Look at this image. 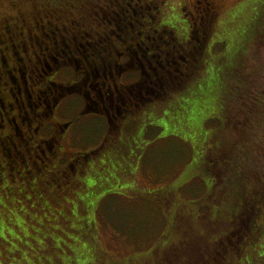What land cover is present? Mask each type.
I'll return each instance as SVG.
<instances>
[{
  "label": "rangeland",
  "instance_id": "1",
  "mask_svg": "<svg viewBox=\"0 0 264 264\" xmlns=\"http://www.w3.org/2000/svg\"><path fill=\"white\" fill-rule=\"evenodd\" d=\"M20 1L21 8L19 10L21 11L23 9L28 12L33 4L37 6L35 12L30 11L22 17L21 21L20 18H17L18 11L9 10V0H0V24L6 23L7 28H9V33L5 32L6 29L0 30V39L2 40L0 52L7 56L9 54V49L7 48L11 45V40L16 47H20V39L22 37L27 39L29 37H38L39 41L37 43L28 41L29 45L35 46V48L42 44H50L43 37V30L46 33H54L58 37L63 35L69 39L73 33L80 31L71 28L65 30L63 26L66 27V25L78 21V19L82 20V17H92L90 21L83 18L84 21L80 25V30H85V34L94 36V30H97V27L100 32V28H103L98 25L93 16L100 15V8H104L106 5L104 0H77L76 4H80V8L78 10L74 9L71 13L66 0ZM125 1L121 0V3L124 4ZM154 1L158 2V0ZM180 1L169 0L167 2L169 5L161 8L159 13L161 24L170 25L172 23L173 25H178L179 28L182 26L181 21L186 9H181ZM214 1L216 2L215 5H219V8L212 15L210 25H206V28L209 27V36H207L208 47L205 51L206 60L209 63L208 65L204 64V66L207 65V69L204 70V66H201L197 73L199 77L190 80L188 86L184 87V89L167 90L162 98L152 97L149 102L139 108H135L127 116L118 118V127L112 129L105 125V118L101 114L89 111L85 112V114L80 112L83 108L80 100L81 96L65 97L68 94L63 93L65 98L55 102L54 106H56L53 107L51 112L53 114L44 118L47 124L43 136L51 137V134L58 129L57 135L59 139L53 143L56 145L57 153L51 152L55 148H50L49 151L46 144L44 145L46 148L42 146L41 150L47 151V153L42 156H40V150L31 149L32 154H35L34 159L37 160L36 162L44 164L42 165V171L35 174V180L39 182L41 194L36 196H33L31 192H28L25 196L22 194L24 187L28 188L29 185L18 167L11 168L21 165L16 162L12 163L9 158L3 156L4 153L9 152L11 154V152L7 150L10 145L1 138L4 134L11 131L5 126L0 128V169L2 171L0 174L6 176L3 181H0V201H5L8 197H12L19 207L18 211H23L26 199H32L30 204L35 206L41 196L44 195L45 198L50 199L53 192H58L60 200L56 203L53 198V202L50 203L53 208L69 211L67 208L72 206L71 209H76L79 213H83L84 208L87 207L83 204L91 205L88 204L91 203V200L83 201V199L89 197V193L86 190L90 191L92 189L95 191L102 186L106 188L108 186L106 185L107 182L105 185L100 186L99 184L101 180L103 182L106 179L111 180L110 175L108 176L111 172V167L114 169H116V166L120 169L124 167L126 170L119 176L121 182H118L114 187L112 185L108 189L111 190L110 193L106 195V193H103L104 190L100 189V192H95L96 199L101 194L105 195V198L99 202L96 211L91 213L92 227L90 231H83L82 233V226L79 227L80 229H77L75 225L71 226L75 230L70 232L67 238L72 243L80 242L81 246L77 247L79 251L70 250V252L63 249L59 256L54 253L57 256L56 261L53 259L55 257H48L52 250L46 243H43L44 246L47 245V247L43 248L45 256L50 258V260L47 259L49 263L167 264L166 259L163 260L161 257L153 255V253L146 258V255L151 252L147 249L152 247L151 243L155 242L160 236L165 224L164 219L170 218L180 204L195 199L201 193V188L197 186L196 179H192L181 186L177 192L171 196L169 195V189L174 190L178 182L183 180L184 173L188 168L187 165L192 162L191 149L187 142V136L189 137V134H187L188 129H191V126L195 128L196 125L201 123L200 126L201 128L203 127L205 136H208V129L214 127L207 126L210 121H207L206 124H204V121L203 124L202 122L199 123L204 115L197 112V109L209 102L208 104L215 108L213 112H217L219 105L216 102L219 101L221 104L220 108L223 111L226 110L222 113L228 119L226 120L224 131L221 130L219 132L222 139V144L219 147L241 146V142L245 145L255 144L256 142L252 137L253 131L264 135L263 128L258 127V121L256 123L255 120L256 113L264 111V0ZM86 9L91 11L89 17L84 16ZM127 10L128 8L125 13ZM7 12L9 15L14 14L17 20L14 18L3 22V16L1 15H5ZM125 13L119 16L125 19ZM174 31L176 36L179 35L178 38L181 37L176 30ZM83 36L84 33L82 34ZM184 38L185 35L182 40ZM85 39L90 40V37L84 36L81 38L80 40L83 41V44L86 42L84 41ZM109 39L108 41L112 46H116L118 43L122 44L117 37H110ZM99 46L102 45L99 43ZM112 46L108 47L110 53V47ZM146 47L147 45H145L144 49ZM120 51L116 50L117 53ZM154 52L152 48H146L145 60L154 63L152 58ZM100 55L106 56L101 52ZM220 58L227 72L224 75L221 72L225 79L219 73L222 70L214 67L216 61ZM79 61L77 62L78 65L74 66V70L64 69L60 74L56 73L52 76L58 87L59 85L62 88L70 86L69 82L72 80L68 77L76 71L77 66L80 65ZM30 74L33 75L34 73L31 72ZM50 75H47V77L50 78ZM128 78L129 75L126 74L121 78V81ZM5 82L7 80L2 79L0 84V93L3 96L6 95L8 88V86H4ZM222 82L225 85V89L229 90V92L219 91ZM32 87L36 88V86ZM80 90L82 88L78 86L71 92ZM66 93L70 94V92ZM31 98L30 108L36 112L38 109L34 106L36 97L32 95ZM4 101L7 100L4 99ZM47 103L50 105L51 101L49 100ZM187 104L191 105V109H187ZM14 114H16V111ZM220 117L222 116L220 115ZM237 117L239 120L247 118V128L249 130H251L253 123H256V125L252 133L249 130L248 133L240 131L242 133L239 136H234L238 137V139L231 142L233 137L230 135L226 136V134L222 136L221 134L228 132L229 125L237 126V129H239L236 124ZM258 120L261 122V118H258ZM65 121H68V123L64 126L63 123ZM36 125L37 122H33L29 130L33 132V128ZM206 126L207 130H205ZM37 130L39 133H37L38 135L35 134V136H38L39 139H44L41 137L42 131ZM191 133L193 134V132ZM58 140L61 144L58 143ZM103 142L104 144L99 148V152L92 154L93 149L98 148ZM213 142L216 141L214 140ZM262 142L264 143V141ZM23 151L26 154V158H31L29 145L26 143L23 145ZM9 153L5 155L9 156ZM71 154L74 155L71 156ZM111 157H115L116 165L111 164ZM68 158H72L73 161H81L78 164L80 170L78 172L84 173L87 182H83V184L78 186L75 175H73L72 179L66 180L67 178L59 170V164L67 162ZM107 167H109L108 170H106ZM46 178L54 180V185L45 183ZM55 186L56 188H54ZM163 187H166V192L161 190ZM8 188H11L12 194L6 191ZM59 189L62 191L59 192ZM123 189H130L131 193H128V195L122 194L120 191ZM13 210L15 211L16 209ZM3 212L4 209L0 207V214H2V221L4 222ZM12 213L14 212L10 211V215ZM28 223L31 225V222ZM222 224H216L217 229L214 228L213 231L220 232ZM205 229L209 234L212 233L210 227L206 226ZM1 230L4 232L3 227ZM24 234H27V229L21 231L16 226L14 230L10 229L9 237L4 240L6 248L3 243L0 244V264H10L8 261L13 255L8 253L17 249L16 244H27L28 240H24L26 237ZM201 238L203 241L205 240L203 236ZM90 246H92L93 250L85 249V247L89 248ZM72 252L76 255L74 256ZM138 253L140 254L138 255ZM92 255H94L93 259ZM42 259L40 256L28 257L27 261L32 263L40 261L41 263ZM195 264L201 263L197 261Z\"/></svg>",
  "mask_w": 264,
  "mask_h": 264
},
{
  "label": "trees",
  "instance_id": "2",
  "mask_svg": "<svg viewBox=\"0 0 264 264\" xmlns=\"http://www.w3.org/2000/svg\"><path fill=\"white\" fill-rule=\"evenodd\" d=\"M66 1L68 2L70 13L74 9L78 10V8H80V4H76L77 0ZM104 1L106 5L104 8H100V15L93 16L95 21L98 22V25L103 27L100 28L101 32L99 35V43L102 46H99L98 49L101 53L105 55L110 53L107 47L110 37H117L118 39V37L121 36L120 39L125 38L127 41L130 39L135 40L131 36L139 32L143 33L145 42L144 47L147 45L148 49L150 47L155 51L152 58L154 60L153 65L157 71L155 72L152 68L149 69V67L146 68V70H150L149 73L154 77L148 85L149 100H151L152 97L162 98L167 90L184 89V87L188 86L190 80L199 77L197 75L199 68L204 66V64L208 65L209 62L206 60L207 55L205 51L208 47L207 36H209V30H206V27H204V23L208 21L206 19L208 16H205L206 20L204 23L202 20L201 24L203 25L199 27L202 29L198 31L195 30L189 34L191 27L187 24L184 25L185 22L183 21H181L182 26L180 28L178 25L174 24V26L172 23V25L161 24L162 22L159 20L160 15H156L153 7L149 8L148 5L141 7V11H139V9L134 10L128 6L126 4L128 0H126L124 4L121 3V0ZM20 2V0H9L10 9H8L10 11H18L17 18H20L21 21L22 17L27 15L30 11L35 12L37 6L35 4L31 5V9L29 8L30 10H28V12L22 9V13V11L19 10V8H21ZM127 8L128 10L125 13ZM107 11L108 13L106 14ZM124 13L127 19L119 16L124 15ZM90 15L91 11L86 9L84 16L89 17ZM1 16H3V22L15 18L14 14L9 15L8 12ZM17 18H15V20H17ZM83 18L87 21L92 19V17H82V20L78 19V21L66 25V27L63 26L65 30L71 28L73 30H79L80 32L73 33L69 39L65 38L63 35L60 37L57 36L58 39H56V42L60 44L53 45V52L62 54L64 51L70 50V52L74 54L71 57L69 56L70 59L65 61L60 67L62 70H74V66L77 65L78 59L81 57L77 55L78 50L76 49L80 48V44L83 42L80 40L83 38L82 34L84 33V36H87L85 30H80V25L84 21ZM209 19L211 21V18ZM210 21H208V23H210ZM0 30H5L6 33H9V28H7L6 23L0 24ZM174 30H176L181 37L178 38L179 35L176 36ZM42 32L43 37L50 38L49 36L51 34L46 33L44 30ZM183 34L185 38L182 40ZM139 37L142 36L139 35ZM29 38L22 37L20 43H28ZM1 42L2 40L0 39V43ZM10 42L11 45L7 48L9 49V53H17L16 51L20 49V47H16V45L12 43V40ZM194 43L198 44L200 47L201 44H203V46L201 48L197 46L192 47ZM88 51L89 53L91 51L94 52L92 49L87 50V52ZM1 55L5 56V58ZM0 56L1 64H4L5 60L10 57V55L7 56L2 53ZM102 60L108 61L109 57ZM161 64H163L164 70H166L164 73L161 72L164 71L162 68L160 69ZM223 64L220 58L216 61L214 67H218L222 70L219 73L221 77L225 79L223 75L227 74V72ZM153 65L151 66L153 67ZM207 65L204 66V70L207 69ZM55 67H57V64L51 62L49 66H44L41 72L49 75L53 69H56ZM221 72H223V75ZM78 86L65 87L63 93L68 94L65 95V97L75 95L81 96L80 100L83 104V108L80 112L85 114V112L89 111L101 114L105 118V125L107 127L110 126V119L113 122H117V120H119L118 118L125 117L130 113L128 109L123 107H108L106 110H103L100 106L98 108L92 105L84 106L88 100L84 95L85 89L82 88V90L78 92H71ZM219 89V91L223 90L224 93L229 92V90L225 89L223 82ZM66 92H70V94ZM53 101L54 98L52 103ZM208 103L197 109V112L204 115L199 123L202 122L203 124L204 121V124H206L207 121H210L207 126L214 127L210 129H208L207 126L205 127V130L208 129V136H205L206 134L203 131V127L201 128L200 126L201 123L196 125V127L194 126L196 129L192 126L191 129H188L187 134H189V137L187 136V142L188 145H190L192 162L187 165L188 168L184 173L183 180L178 182L174 190L169 189V195L171 196L173 193L177 192L181 186L188 183V181L196 179V184L200 186L201 193L195 199L180 204L170 218L164 219L165 224L160 236L155 242L151 243L153 246L147 249L151 252L146 255V258L153 253V255L159 256L163 260L166 259L167 264H195L197 261L201 264H264V143L262 142L264 141V135L253 131L257 121V126L261 129L263 128L264 131V111L256 113V123H253L251 130L247 128V118L239 120L237 117L236 124L239 126V129H237V126L234 127L233 125H229L228 132H223V134H221L222 136L226 134V136L230 135L233 137L231 138L232 142L238 139V137L234 136H239L242 132L248 133L251 131L252 133L253 131L252 137L256 142L255 144L245 145L241 142V146L219 147L222 144L219 132L225 128L224 126L228 117L222 113L226 110L223 111L222 108H220L221 104L219 101L216 102V104L219 105L217 112H213L215 108ZM106 105L109 106L107 102ZM189 108L191 109V105L187 104V109ZM107 110H109V113L106 112ZM206 112L207 114H205ZM220 115L222 117H220ZM219 118L220 120H218ZM258 118H261V122ZM191 132H193L194 135ZM214 140L216 142H213ZM111 159V164L116 165L115 157H111ZM80 163V160L62 162L59 164V168L68 179L73 176L74 171H78V164ZM108 168L109 167H107L106 170H108ZM110 171L108 176L110 175L111 180L106 179L105 182L101 180L99 184L101 186L105 185L107 182L106 185L108 186H106V188H104V186L99 188L100 190H104L103 193H106V195L110 193L111 190L108 189L111 188L112 185L114 187L118 182H121L119 176L126 170L124 167L120 169L116 166V169L111 167ZM0 173H2L1 169ZM5 177V175L0 174V181H3ZM84 181L87 182L86 180ZM45 183L53 186L54 180L46 178ZM166 187H163L161 190L166 192ZM54 188H56V186ZM99 189L95 191L92 189H90V191L86 190V192L89 193V197L83 199V201L91 200V203H88L91 205L88 206L86 203L83 204L87 206L84 208L83 213H79L76 209H71L72 206L67 208L69 211L64 209L56 210L53 208L50 203L53 202V200L56 203L60 200L58 192H53L50 199L45 198L42 192L43 196L40 197V200L35 206L30 204L32 199H26L23 211H18L19 207L12 197H8L5 201H0V207L4 209L3 217L5 219L3 222L2 214H0V244L3 243L6 248V242L4 240L9 237L8 234L10 229L14 230L15 226L21 231L27 229V234H24L26 236L24 240H28L27 244H16L17 249L15 251L11 250L13 252L8 253L13 255L8 262L10 264H39L40 261L32 263L27 261V259L28 257L34 258L40 256L43 258V262L41 261L40 264H53V262L49 263L47 259L50 260V258L55 257L53 259L56 260V254L59 256L63 249L68 251H79L77 247L81 246L80 242H69L67 235L69 236L70 232L75 230L71 227L72 225H75L77 229L82 226V233L83 231H90L92 227L91 213L96 211L99 202L105 198V195L101 194L96 199L95 192H100ZM61 191L62 190L59 192ZM28 192H31L33 196L41 194L39 182L35 186L31 185L28 188L24 187L22 194L25 196ZM120 192L125 195L131 193L130 189H123ZM13 209L16 210L14 211ZM10 211L14 213L10 215ZM28 222H31V225H29ZM218 223L223 224L220 228V232H215L213 230L214 228L217 229L216 224ZM206 226L210 227L211 234L205 229ZM2 227L5 233L1 230ZM202 236L205 238L204 241L201 238ZM43 243H46L48 247H50V250H52L48 256L50 258L44 254L43 247H47V245L44 246ZM22 247L24 248L22 249ZM85 249L93 250L92 246L89 248L85 247ZM72 253L74 256L76 255L74 252ZM139 254L140 253H138V255ZM93 258L94 255H92V259ZM82 264H87V262Z\"/></svg>",
  "mask_w": 264,
  "mask_h": 264
},
{
  "label": "flooded vegetation",
  "instance_id": "3",
  "mask_svg": "<svg viewBox=\"0 0 264 264\" xmlns=\"http://www.w3.org/2000/svg\"><path fill=\"white\" fill-rule=\"evenodd\" d=\"M168 1L169 0H158V2L154 0H128L126 4L134 10L139 9V11H141V7L148 5L149 8L153 7L156 15L159 16L161 8L169 5L167 3ZM186 2L185 0L180 1L181 9H186L183 13L182 21L191 27L189 34L195 30L198 31L202 29L199 28L203 25L201 24L202 20L207 19L210 21L209 18H211L212 15L217 12V8H219V5H215L216 2L214 0H186ZM205 16H208V18L205 19ZM125 19H127V17ZM208 21L207 23H204V27H206L207 24L208 26L210 25ZM96 29L97 30H94L95 35L89 36L87 34V36L90 37V40L85 39L84 41L86 42L84 44L81 43L80 48L76 49L78 50L77 55L81 56L78 59V61L80 60V65L77 66L76 71L68 77L72 80L69 84L70 86H78L80 84L81 88L85 89L84 95L88 99V102L86 101L84 106L92 105L96 108L100 106L103 110H106L108 107H123L132 112L135 108H139L141 105L149 102L148 85L154 77L149 73L150 70H146V68L149 67V69L152 68L155 72L157 71L151 61L149 62L148 60H145V49L147 47L144 49L145 42L143 33L139 32L138 34L131 36L135 39H130L131 41H127L125 38L120 39L121 36H119L118 39L123 45L118 43L116 46H112L109 42L107 47L112 46L110 47V50L113 51L106 56H102L100 55L101 51L98 49L100 31H98V27ZM205 29L209 30V27ZM139 35L142 37H139ZM49 37L50 38L45 37V39L50 42V44H42L38 48H35V46H31L26 42H23V44L21 43L19 45L20 49L16 51L17 53L8 54L10 57L5 60L4 64H1V56L4 58L5 56H0V84L1 80L5 79L7 82H5L4 86H8L6 95L3 96L0 93V128H4L5 126L11 131L10 133L4 134L1 138L4 142L10 145L7 150L11 152V154L8 152L9 156L5 155L8 153H4L3 156L9 158L10 162H16L21 165L13 166L12 168H19L21 173L26 177V182L29 186L37 185L38 182L35 180V172L42 171V165H44L36 162L37 160L34 159L35 154H32L33 152H31V149L34 150L36 148V150H40V156H42L47 153V151L44 152L41 150L42 146L46 148L44 146L46 144L49 151L50 148H55V150L53 149L51 152L57 153L56 145L53 143L59 139L57 135L58 129L55 133L51 134V137H45L47 135L43 136L47 124L45 123L44 118L53 114L51 112L53 107L56 106H54L56 101L64 99L63 92L66 86L62 88L59 85L58 87L56 85L57 82L52 79V76L56 73L60 74L63 72L64 69L62 70L60 67L65 61L70 59L69 56L71 57L74 55L70 50L64 51L62 54L53 52V45H58L60 43L56 42L57 36L54 35V33H51ZM29 41H35L34 43H37L39 38L30 37ZM195 46L200 47L198 44L194 43L192 47ZM202 46L203 44H201V47ZM91 49L94 52H87V50ZM117 49L121 51L117 53ZM1 53L2 52H0V54ZM106 57H109L108 61L102 60ZM146 61L148 66H146ZM51 62L57 64V67L52 70L53 73L51 72V75L49 74V78L41 71L44 69V66H49ZM151 65H153V67ZM161 68L164 70L163 64L160 65V69ZM165 71L166 70L161 72L164 73ZM31 72L34 74H30ZM126 74L129 75V78L121 81V78ZM32 86H36V88ZM32 95L36 97L34 103V106L38 108L36 112L30 108ZM53 98L54 101L52 103ZM4 99L7 101H4ZM49 100L51 101L50 105L47 103ZM106 102L109 106L106 105ZM22 110L24 114L22 113ZM15 111L16 114H14ZM108 111L109 110L106 112L109 113ZM118 121L119 120L113 122L110 119V129L118 127ZM33 122H37V125L33 128L32 132L29 129ZM66 123H68V121H65L63 125L65 126ZM37 129L42 131L41 137L44 139H39L38 136H35V134L38 135L37 133H39ZM25 143L29 145L31 158H26V154L23 151V145ZM58 143H60L59 140ZM103 144L104 142L98 148L93 149L92 154H97L100 150L99 148L102 147ZM37 154L39 155V153ZM38 155L36 156L38 157ZM72 155L74 154H71V156ZM68 161H73V159L68 158L67 162ZM59 170L63 173L60 168ZM78 171L80 170L78 169ZM78 171H74L73 175H75L76 182L79 186L85 182V177L84 173ZM72 177L68 179H72ZM6 190L12 194L11 188Z\"/></svg>",
  "mask_w": 264,
  "mask_h": 264
}]
</instances>
